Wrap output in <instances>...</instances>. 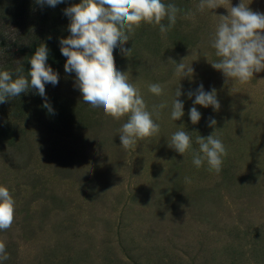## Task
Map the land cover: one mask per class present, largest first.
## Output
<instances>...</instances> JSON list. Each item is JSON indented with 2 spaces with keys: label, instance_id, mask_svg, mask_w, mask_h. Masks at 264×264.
Listing matches in <instances>:
<instances>
[{
  "label": "rangeland",
  "instance_id": "rangeland-1",
  "mask_svg": "<svg viewBox=\"0 0 264 264\" xmlns=\"http://www.w3.org/2000/svg\"><path fill=\"white\" fill-rule=\"evenodd\" d=\"M80 2L0 0V71L15 79L23 66L27 77L43 42L47 64L59 74L57 85H45L52 113L34 88L0 103V186L15 200L13 224L0 230L9 255L2 264H264V70L246 84L226 83L211 66L220 59L212 47L219 16L241 0L204 11L200 0H162L181 9L171 30L162 36L142 22L124 45L129 57L113 49L117 70L127 73L160 125L127 150L119 129L128 117L116 120L84 103L75 73L64 70L59 41L70 35L64 9ZM242 2L264 13V0ZM170 57L177 63L187 57L194 75L180 80ZM150 84H160L162 95L152 94ZM201 84L216 89L219 111L188 97ZM179 85L184 115L173 121ZM161 103L167 107L157 118ZM193 106L201 113L197 124L189 117ZM179 130L192 142L183 156L168 146ZM214 131L227 150L219 173L206 160L199 168L192 163L197 137Z\"/></svg>",
  "mask_w": 264,
  "mask_h": 264
},
{
  "label": "clouds",
  "instance_id": "clouds-1",
  "mask_svg": "<svg viewBox=\"0 0 264 264\" xmlns=\"http://www.w3.org/2000/svg\"><path fill=\"white\" fill-rule=\"evenodd\" d=\"M64 0H36L41 6L55 7ZM230 0H200L198 9H216L229 4ZM107 6V7H106ZM181 12L175 4H165L162 0H81L64 9L69 18L68 30L70 35L61 38L60 51L66 57L64 70L75 73V86L82 95L83 102L93 108L102 109L105 116L120 120L127 116V122L119 129L121 147L125 150L133 148L138 140L154 136L159 133L160 125L153 120V113L147 110L146 103L139 90L131 83L127 73L117 70L113 49L119 48L123 55L129 57L131 49L124 45L129 41V34L141 23L159 27V32L165 36L175 25L177 14ZM188 15H192L191 12ZM212 47L220 59L211 66L223 73L225 82L238 81L248 83L254 73L264 70V13L251 10L242 0L238 6H232L228 15L219 16ZM167 20V24L162 21ZM4 53V50L0 49ZM49 49L41 43L29 59L31 69L28 76L23 75V66L13 73L0 71V103L9 97H20L30 89L44 98L42 105L49 113L53 112L46 97V84L53 86L59 83V74L47 64ZM187 58V57H186ZM182 59L177 63L171 57L168 62L175 66L174 74L182 78H191L194 69L186 65ZM149 91L160 96L163 87L160 84H150ZM182 95L180 85L175 90L171 105V119L179 120L184 115V103L178 97ZM188 97L195 96L194 105L205 108L211 106L219 111L221 105L217 98V91H205L201 84L195 92L189 91ZM243 103H246L244 101ZM167 107L166 103L154 106V112L159 118V110ZM192 124H197L201 113L195 106L189 110ZM217 121L210 119L209 127L215 128ZM198 136L196 139L199 151L193 153L192 163L199 168L206 160L209 171L219 173L223 164V157L227 150L223 142L214 135ZM170 148L182 156L192 147L191 137L184 130L172 134ZM15 200L5 186H0V230L9 229L14 221ZM9 259L6 246L0 241V264Z\"/></svg>",
  "mask_w": 264,
  "mask_h": 264
}]
</instances>
